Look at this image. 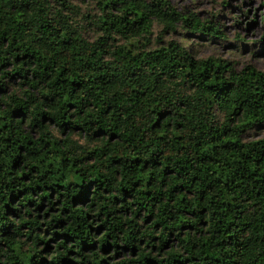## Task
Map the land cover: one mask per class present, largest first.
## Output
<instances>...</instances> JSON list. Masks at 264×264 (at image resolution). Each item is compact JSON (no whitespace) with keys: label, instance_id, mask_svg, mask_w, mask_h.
<instances>
[{"label":"trees","instance_id":"1","mask_svg":"<svg viewBox=\"0 0 264 264\" xmlns=\"http://www.w3.org/2000/svg\"><path fill=\"white\" fill-rule=\"evenodd\" d=\"M216 19L169 0L0 5V264H264V137L247 138L264 71L199 57L193 38L230 42ZM94 106L150 112L153 135L82 173L63 146Z\"/></svg>","mask_w":264,"mask_h":264},{"label":"rangeland","instance_id":"2","mask_svg":"<svg viewBox=\"0 0 264 264\" xmlns=\"http://www.w3.org/2000/svg\"><path fill=\"white\" fill-rule=\"evenodd\" d=\"M85 12L90 0H70ZM170 3L183 13H196L202 19H211L219 14L216 19L224 26L225 34L230 42L210 41L202 38H193L188 43H194L195 52L199 57L210 55L223 58L232 57L239 65L250 63L264 71V43H258L264 35V0H169ZM239 17V21L236 20ZM157 32V29L155 30ZM238 36L244 37L248 44L239 49ZM170 38V36H168ZM182 39V37H178ZM258 53L257 55L253 52ZM231 53H233L232 56ZM264 137V125L259 130H254L247 135L248 139Z\"/></svg>","mask_w":264,"mask_h":264},{"label":"clouds","instance_id":"3","mask_svg":"<svg viewBox=\"0 0 264 264\" xmlns=\"http://www.w3.org/2000/svg\"><path fill=\"white\" fill-rule=\"evenodd\" d=\"M195 2V0H191ZM7 0H0V5L6 4ZM2 74H0V79H2ZM26 99V98H25ZM95 104L94 99L92 100ZM163 106V105H161ZM143 115L144 119H141ZM152 113L144 111L142 113H137L131 120L127 118H121L122 113L117 111L113 115H106L101 111L100 108L93 107L92 115L88 117H79L78 122L83 124L86 120L94 121V124L87 125L85 128L81 129L79 132H73L71 136L66 138L63 151L66 156H70L71 160L69 162L76 161L78 162V167L82 173H88L91 168V163H95V160H92L91 163L88 160H85L84 157L88 156L90 153H95L100 149H103L101 164L112 165V161L108 159L110 153H112L114 148H119L121 154L126 150L129 155L140 154L133 151V149L140 145L143 149L148 140L152 137L153 133L151 131V118ZM108 129V132L97 133L96 129ZM117 130L120 132V136L117 137L112 143H108L109 138L112 133H115ZM101 135L102 139L95 140L90 139ZM146 135L147 139L141 142V137ZM131 137V139H129ZM131 145V147H129ZM55 156V153L52 154ZM51 158V157H50ZM30 163H35V161H30ZM122 163H131V161L122 162ZM99 167V165H97ZM118 168L116 166L100 168V171L104 175H109L112 179L119 181L120 177L115 175ZM70 199V194L68 197ZM99 207L97 211H99ZM91 211V209H85V214ZM95 215V213H93ZM67 219V217H65ZM74 226L75 221L73 222ZM26 239V236H25ZM7 243V241H4ZM5 251H8L5 249ZM25 251H28V247L25 246ZM9 264L11 261L9 260Z\"/></svg>","mask_w":264,"mask_h":264}]
</instances>
